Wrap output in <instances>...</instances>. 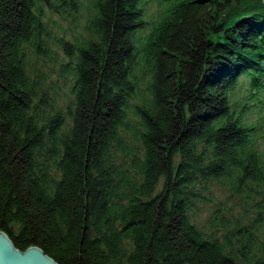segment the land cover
I'll return each mask as SVG.
<instances>
[{"label": "trees", "instance_id": "obj_1", "mask_svg": "<svg viewBox=\"0 0 264 264\" xmlns=\"http://www.w3.org/2000/svg\"><path fill=\"white\" fill-rule=\"evenodd\" d=\"M149 2L86 0L70 41L47 11L82 0H0V231L58 264H264V0ZM41 60L73 78L68 102ZM210 181L250 200L249 224L197 225Z\"/></svg>", "mask_w": 264, "mask_h": 264}, {"label": "rangeland", "instance_id": "obj_2", "mask_svg": "<svg viewBox=\"0 0 264 264\" xmlns=\"http://www.w3.org/2000/svg\"><path fill=\"white\" fill-rule=\"evenodd\" d=\"M82 1L84 2V8L81 13L71 11L63 13L61 11L48 9L46 16L48 22L47 26L54 36H64L70 41H79L88 36L85 25L87 18L91 15V11L87 7L86 0ZM157 7V3L149 2V14L157 13ZM49 40L52 43V48L59 54V58L65 59L66 61L67 57L65 56V52L58 48L55 41L51 39ZM38 69L43 73H46L47 85L50 89H53L54 87L55 89H60L58 90V101L61 104L68 102V100H65L66 94L70 91L69 87L73 78L70 75H67L66 79H64L60 68L51 62H44L41 60ZM144 88H146V86ZM254 115L258 116L257 113ZM253 118L256 117L254 116ZM130 138H133V136H130ZM261 141L264 144V136L261 137ZM130 143L134 146L140 147V142L138 140L130 139ZM202 195L203 198L194 201L191 217L202 230L208 233L216 230V228L212 226V220L214 218V213L220 209L223 210L222 214L224 216H228L229 219L242 218V222L245 224H249L251 219L255 217L254 210H252L249 205L250 200L238 196L230 197L231 194L228 190L216 181H210L208 183V190L203 191ZM218 227L220 228L218 236L221 237L225 230H222L220 222L218 223Z\"/></svg>", "mask_w": 264, "mask_h": 264}, {"label": "water", "instance_id": "obj_3", "mask_svg": "<svg viewBox=\"0 0 264 264\" xmlns=\"http://www.w3.org/2000/svg\"><path fill=\"white\" fill-rule=\"evenodd\" d=\"M0 264H58L37 246L26 251L17 249L9 236L0 231Z\"/></svg>", "mask_w": 264, "mask_h": 264}]
</instances>
